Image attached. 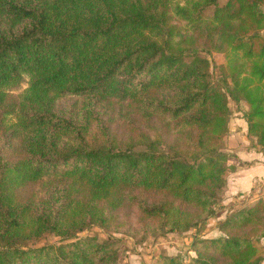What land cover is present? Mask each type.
<instances>
[{"label": "trees", "instance_id": "1", "mask_svg": "<svg viewBox=\"0 0 264 264\" xmlns=\"http://www.w3.org/2000/svg\"><path fill=\"white\" fill-rule=\"evenodd\" d=\"M229 100L264 153V0H0V264H116L110 233L198 229L235 170ZM217 229L153 264L262 263L264 199Z\"/></svg>", "mask_w": 264, "mask_h": 264}, {"label": "rangeland", "instance_id": "2", "mask_svg": "<svg viewBox=\"0 0 264 264\" xmlns=\"http://www.w3.org/2000/svg\"><path fill=\"white\" fill-rule=\"evenodd\" d=\"M202 56H205L210 63V72L213 80L217 83L220 79L218 75V66L225 65V58L222 54L211 51L210 53H202ZM27 79L24 78L22 82L9 94L17 98L20 93L26 88ZM75 98L64 99L57 104L58 111L65 112L69 105L74 102ZM230 108V118L228 123V133L224 138L226 151L229 153L230 158L228 160V165L232 166L236 170L234 150L236 147H245L251 148L255 146L254 140H250L246 134V123L244 121V115L246 112V105L243 101L235 103L231 100L228 102ZM12 119L9 118L11 123ZM114 127H116L114 125ZM234 170V171H235ZM233 171V172H234ZM229 172L226 175V188H227V177L233 173ZM259 185L253 186V189L248 192L246 196H240L236 199L231 200L230 203L225 204L224 207H221L220 200L218 201V206L215 207V216L223 212L222 217L231 209H238L241 207H247L254 204L258 199H261V196H264V192L261 195L260 193L254 198H251V194L254 195V192H257ZM255 189V191H254ZM225 192V191H224ZM221 194V196L224 194ZM262 193V192H261ZM220 196V199H221ZM264 199V198H262ZM224 215V216H223ZM209 216L205 221L198 227V229H193L185 233H166L163 235H146L145 239L139 241L138 237H134L127 234L121 233H110V235L118 240L116 247L118 250V259L116 264H153L157 262L162 256H179L183 262H188V258L191 255V247L194 240V235L199 239H214L221 236V233L217 229V224L220 220H217V217ZM222 220V219H221ZM96 236L98 239H105L107 234L98 228H92L86 230L80 235L82 236ZM60 241L58 237L49 236L46 240L41 241V243H54L57 244ZM259 252L264 256V242L260 241L258 244Z\"/></svg>", "mask_w": 264, "mask_h": 264}, {"label": "crops", "instance_id": "3", "mask_svg": "<svg viewBox=\"0 0 264 264\" xmlns=\"http://www.w3.org/2000/svg\"><path fill=\"white\" fill-rule=\"evenodd\" d=\"M234 155L237 161L235 164L236 170L227 177V188L220 199L221 207H224L233 199L246 196L255 185L260 184L257 192H254V195L251 194V198L257 196L255 193L262 195L264 192V153L256 147L246 149L239 146L235 148ZM261 197L264 198V196ZM222 210L219 215L215 216L217 220L223 219ZM261 264H264V260Z\"/></svg>", "mask_w": 264, "mask_h": 264}]
</instances>
